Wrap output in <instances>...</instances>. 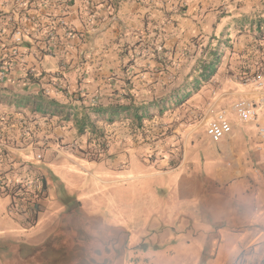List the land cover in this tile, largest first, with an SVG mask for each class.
<instances>
[{
  "label": "crops",
  "instance_id": "crops-1",
  "mask_svg": "<svg viewBox=\"0 0 264 264\" xmlns=\"http://www.w3.org/2000/svg\"><path fill=\"white\" fill-rule=\"evenodd\" d=\"M261 18L264 0H0V166L18 167L20 159L34 156V163H39L38 156L64 154L57 148L59 138L72 143L70 152L79 154V149L95 140L94 136L115 130L117 140L136 137L148 151L151 148L153 152H161L162 163L171 169L189 166L194 170L201 164L197 160L199 150L195 144L188 145L191 135L165 136L161 125L165 124L166 112L160 118L142 121L145 132H139V123L132 118L126 126L124 122L129 119L110 123L108 115L97 114L93 108H109L117 102L129 104L131 101L124 98L127 93L134 98L133 106L160 102L166 97L148 100L138 98L137 94L167 91L171 62L182 64L173 68L177 76H188L203 46L211 41L216 44L223 40L231 45L211 81L226 68L242 73L264 69L252 64L264 59V37L258 36L263 28H257ZM62 20L66 25L60 23ZM17 29L23 32L19 43L15 41ZM52 58L57 61L55 71L49 67L53 65ZM206 83L198 93L203 92ZM224 86L222 94L213 97L206 108L207 122L213 111L228 108L253 93L251 88L238 84ZM193 95L185 105L194 101L196 104ZM39 96L54 100L48 113L35 110L40 100L29 99ZM95 98L97 103H93ZM196 112L197 108L191 109L188 120L198 116ZM86 116L96 125L98 133L94 134L88 126L80 134L77 122ZM250 127L256 128L234 122L233 133L225 138L226 145L216 146L213 142L217 150V155L212 156L215 162L225 160L215 166L217 188L220 185L227 188L222 196L216 189L215 201H227L225 204L230 205L234 214L232 221H239L227 228L246 237L225 264H234L244 250L258 243L263 244L264 251V216L247 218V225L240 224L242 206L249 205L248 198L262 191L264 200V155L260 157L251 151L241 130ZM179 141L186 142L180 160L177 149L172 148ZM259 141L258 136L257 152H261ZM256 164L262 169L258 178L252 171ZM46 188L49 194L48 182ZM208 189L212 191L213 186ZM50 199L47 196L42 200H26L11 195L0 215V236L17 238L34 229L31 227L39 224ZM65 228L61 231L69 243L71 231H75ZM2 244L5 247L2 251L12 252L9 255L0 252L3 264L20 261L21 257L15 253L18 243L4 239ZM216 246L219 247L217 243Z\"/></svg>",
  "mask_w": 264,
  "mask_h": 264
},
{
  "label": "rangeland",
  "instance_id": "rangeland-1",
  "mask_svg": "<svg viewBox=\"0 0 264 264\" xmlns=\"http://www.w3.org/2000/svg\"><path fill=\"white\" fill-rule=\"evenodd\" d=\"M213 43L204 45L199 57L209 62L213 52H218L222 54V62L231 45L223 40ZM52 59L53 65L49 67L55 71L58 69L57 61ZM171 63L170 79H166L170 85L167 91H145L137 95L140 99H168L164 104L166 120L161 129L165 131V136L178 135L181 138L191 135L188 145L195 144L199 150L197 160L201 164L194 170L189 166L173 170L162 163L161 152H153L151 148L148 151L140 146L143 144H139L136 137L133 140H117L115 130L94 136L95 140L90 145L86 144L83 150L79 149V154L71 153L72 143H64L59 138L57 148L64 154L55 152L47 158L38 156L39 163H34V156L30 157L32 161L20 159L18 167L1 164L0 215L11 195L26 200L51 198L39 224L31 227L34 229L23 232L25 234L17 238L0 236V245L4 239L19 244L15 253L21 257L20 261L16 259L17 263L12 264H225L233 251L244 244L246 237L242 233L227 228L239 223L232 221L234 214L230 205L225 204L226 200L215 201L218 185L214 170L225 160L217 163L212 157L217 155L215 149L218 144L213 145L207 134L206 113L212 98L225 90L224 85H239L243 73L226 68L213 81L206 83L203 92L193 95L197 98L196 104L194 101L185 105V101L172 108V93L176 94L184 83L190 84L198 73L195 65L188 76H177L173 68L182 64ZM252 64L264 68V59H257ZM190 74H194L192 79ZM195 108L198 116L188 120V113ZM150 112L153 114L150 119L162 117L157 108ZM130 122L131 119L124 125ZM144 126V123L138 124L139 132H145ZM241 130L251 151L263 156L264 151H256V128ZM132 133L135 134V131ZM225 138L219 146L227 144ZM185 143L179 141L172 145L177 149L179 160ZM17 161L18 158H15L14 162ZM252 171L258 178L262 169L256 164ZM44 179L48 182L49 194L43 183L41 191L29 186ZM19 182H23V187H18ZM210 185L213 186L212 191L208 189ZM226 189L220 185L217 193L222 196ZM245 194L242 196L247 197ZM262 195L260 191L257 196L248 198L249 205L243 204L240 224L245 226L247 218L264 216ZM65 227L75 231H71L75 237L72 236L69 243L66 234L61 231ZM262 247L263 244L258 243L244 250L234 264H264ZM2 248L5 250L3 244L0 252L6 255L12 253L4 252ZM0 264H3L1 257Z\"/></svg>",
  "mask_w": 264,
  "mask_h": 264
},
{
  "label": "trees",
  "instance_id": "trees-1",
  "mask_svg": "<svg viewBox=\"0 0 264 264\" xmlns=\"http://www.w3.org/2000/svg\"><path fill=\"white\" fill-rule=\"evenodd\" d=\"M260 27L263 28V31L258 32V36L260 38L264 37V18H261L257 21V28ZM204 51V50H203ZM222 54L218 52H213L212 54V60L209 62H206L202 60L203 58L200 57V61L198 64H196L197 68H195V71L198 72V74L193 78L192 82L189 84L188 82L184 83V85L181 86L180 90L178 92L172 93V96L170 99H172V108L177 107L182 102L187 101L190 99V97L197 93L203 85L210 81L212 77L216 74L218 67L221 62ZM194 74H191L189 78L193 77ZM44 96L39 97H29V99H38L40 100V106H36L35 110L41 111L42 113H48L49 109L48 106H52L54 100H47L46 98H43ZM124 98L126 100H130L131 102L128 104L126 102L120 103L117 102L115 104H112L109 108H103V107H96L93 108V111L97 114L105 113V115H108V121L110 123H113L115 121H125L127 119H131L135 122L142 123L143 120L146 118H150L153 116V114L149 111L154 106L155 108L159 109L160 113L165 112L166 107L164 106L165 102L168 101L167 98H163L160 102H151L146 105H140V106H133L134 98L131 94H124ZM78 129L80 130V134H84L86 131V128L90 126V129L93 131V133H98L96 130V125L90 121L89 117H82L77 122ZM43 186L44 188L47 187V182L44 179L43 180ZM241 256V254H240ZM239 256V257H240ZM239 259V258H238Z\"/></svg>",
  "mask_w": 264,
  "mask_h": 264
},
{
  "label": "built area",
  "instance_id": "built-area-1",
  "mask_svg": "<svg viewBox=\"0 0 264 264\" xmlns=\"http://www.w3.org/2000/svg\"><path fill=\"white\" fill-rule=\"evenodd\" d=\"M66 25V21L60 22ZM68 30L67 34L71 35ZM22 29H17L15 32V41L17 43L22 40ZM5 73L2 72V76ZM246 88H251L253 93L249 97H243L236 100L230 107L223 108L219 111H213L211 119L207 122V134L210 139L218 144L223 138L233 133L234 122L243 126H255L259 136L258 149L264 151V69L255 72L243 73V76L238 82ZM97 103V98L93 100ZM25 183V182H24ZM43 182H35L29 184L41 191ZM18 187H23V182L18 183Z\"/></svg>",
  "mask_w": 264,
  "mask_h": 264
}]
</instances>
